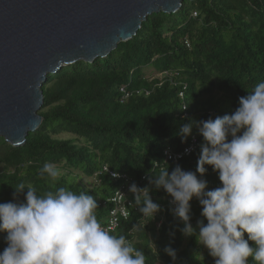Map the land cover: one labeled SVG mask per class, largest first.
Listing matches in <instances>:
<instances>
[{"label": "trees", "instance_id": "16d2710c", "mask_svg": "<svg viewBox=\"0 0 264 264\" xmlns=\"http://www.w3.org/2000/svg\"><path fill=\"white\" fill-rule=\"evenodd\" d=\"M148 66L162 76L149 77L144 70ZM261 81L264 0H183L175 12L151 13L131 39L119 42L105 57L77 60L46 77L40 126L28 132L20 146L0 137V203L25 202L26 187L14 196L20 183L40 194L65 187L77 194L88 189L90 195L97 189L96 216L101 222L110 207L106 198L122 185L107 174L94 177L103 165L126 173L138 188H151L153 172L167 166L169 173L177 164L195 171L203 137L194 126L182 142L180 126L190 119L231 115L239 107V97ZM121 86L130 91L123 101ZM61 132L70 135L59 137ZM191 135H196L198 147L190 155L178 161L164 159L165 149L180 150ZM45 163L60 170L56 181L40 174ZM205 167L204 176L197 175L207 181L206 190L221 186L217 172ZM84 175L94 179L91 187L83 184ZM150 196L161 206L159 216L146 223L139 209L131 208L114 233L141 250L146 264H214L215 258L195 235L180 231L184 225L168 204L171 196L162 188H152ZM190 205L189 223L198 233L197 222L207 220L195 197ZM6 235L0 231V252L7 246ZM165 247L175 250V259ZM249 264L255 262L249 258Z\"/></svg>", "mask_w": 264, "mask_h": 264}, {"label": "clouds", "instance_id": "9594fccd", "mask_svg": "<svg viewBox=\"0 0 264 264\" xmlns=\"http://www.w3.org/2000/svg\"><path fill=\"white\" fill-rule=\"evenodd\" d=\"M194 126L203 137L195 171L177 164L169 173L167 166L153 172L151 188L130 185L141 216L147 223L161 211L150 191L162 188L172 198L174 216L183 222L182 234L195 235L215 258L214 264H249V258L264 264V81L239 97V107L231 115L190 119L181 125L182 142ZM205 165L217 172L221 186L206 190L207 181L199 178L207 171ZM40 174L56 181L61 172L45 163ZM25 187V202L0 203V231L7 232L0 264H146L144 253L124 235L102 226L97 203L85 191L77 194L59 187L40 194L20 183L14 196ZM193 197L207 220L197 222L198 233L189 223ZM164 251L175 259L174 249Z\"/></svg>", "mask_w": 264, "mask_h": 264}, {"label": "water", "instance_id": "95a60500", "mask_svg": "<svg viewBox=\"0 0 264 264\" xmlns=\"http://www.w3.org/2000/svg\"><path fill=\"white\" fill-rule=\"evenodd\" d=\"M183 0H0V137L26 141L42 116V83L61 66L105 57L147 15Z\"/></svg>", "mask_w": 264, "mask_h": 264}, {"label": "built area", "instance_id": "2783aa9c", "mask_svg": "<svg viewBox=\"0 0 264 264\" xmlns=\"http://www.w3.org/2000/svg\"><path fill=\"white\" fill-rule=\"evenodd\" d=\"M193 14H195V12H193ZM185 87L186 85L183 84L182 89H180L178 92V96L180 98L184 97ZM119 91L121 93V101L127 99L130 95V91L125 86L119 87ZM181 108L184 111L183 116L186 115V105L184 102L182 103ZM197 147L198 139L196 135H191L189 143L182 147L180 150H174L171 148L165 149L163 152L164 159L168 161H178L190 155V153ZM156 165L157 162H154V166ZM113 173H118V177L114 176ZM100 174H107L113 180H119L120 182H122V185H120L119 188H117L108 198H106L105 202H108L110 204V207L105 219L100 222L105 228L115 231L119 226L120 220L126 219L129 216L131 208H133L134 210L139 209L133 200V198H135L134 194L129 190L130 185H132L134 182L126 173L112 170L107 165H103L102 168L94 174V177L96 178ZM144 178L145 175L142 176V179ZM171 200L172 198H168L167 201L173 210L175 206L171 203ZM157 216H159V212L155 214L154 218H156ZM159 224L160 221H158L157 225Z\"/></svg>", "mask_w": 264, "mask_h": 264}, {"label": "rangeland", "instance_id": "374dc122", "mask_svg": "<svg viewBox=\"0 0 264 264\" xmlns=\"http://www.w3.org/2000/svg\"><path fill=\"white\" fill-rule=\"evenodd\" d=\"M144 70L146 71V73H147V75H148L149 77H151V76H157V77L160 76V77H161V76H162V75H160L158 72H156V71L154 70L153 66L145 67ZM58 135H59V137H67V136L70 135V133H67V132H61V133H59ZM93 181H94L93 178H89V177H87V176H85V175L82 177V182H83V184H86L87 187H91V186H92L91 183H93ZM84 191L86 192V194L89 192L88 189H85ZM90 196H92L93 199L96 200L97 197H98V191H97V189H94V192H93L92 194H90Z\"/></svg>", "mask_w": 264, "mask_h": 264}]
</instances>
